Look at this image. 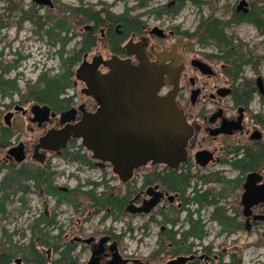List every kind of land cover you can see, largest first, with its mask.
<instances>
[{"label":"flooded vegetation","instance_id":"obj_1","mask_svg":"<svg viewBox=\"0 0 264 264\" xmlns=\"http://www.w3.org/2000/svg\"><path fill=\"white\" fill-rule=\"evenodd\" d=\"M4 1L0 64L4 79L18 83L21 73L16 78L9 75L31 56L23 58L22 48L16 49L14 44L26 25L31 26L27 39L34 41V9H47V13L56 4L53 0L44 5L34 0ZM179 6L180 0H164L156 8L162 14L150 20V13L132 14L123 9L114 14L109 6L96 10L81 4L79 8L99 13L95 21H86L82 35L77 36L73 29L70 35L72 42L79 41L73 52L80 45H89L90 34L96 41L75 67L72 89L81 86L82 97L64 93L60 97L63 104L59 101L61 105L55 107L34 101V85L26 93L0 94V264H232L234 259L243 264L247 249H264V68L260 60L240 68L229 63L230 57L242 55L236 49L239 46L255 56L260 47L240 39V31L251 37L254 31L264 45L260 27L264 0H186L185 7L173 15ZM188 6L198 16L185 18L182 13ZM154 20L157 25L151 26ZM215 21L233 45L229 39L219 43L213 38L210 25ZM116 59L128 63L122 68H166L159 83L162 98L174 92L177 80L175 101L194 130L186 147L188 159L177 168L149 162L123 180L114 165L95 159L78 138L52 142L53 135L57 137L81 123L86 114L103 108V100L92 96L86 80L96 73L108 76ZM35 105L42 110L34 111ZM72 153L79 159H72ZM254 155L253 165L243 175L231 165L236 159L248 163ZM213 166L223 169L213 170ZM225 167L235 174L227 179L238 181L237 190L228 193L236 204L227 206L223 199L220 206L229 215L239 216L242 228L221 235L227 238L238 233L239 237L220 252L204 219V213L211 211L210 220L221 232L220 224L211 219L214 207L201 209L188 203L197 192L209 190L213 199L212 190L220 189V184L195 177L189 187L172 188L171 180L188 171L192 176H224ZM23 170L29 173L30 191L13 194L10 200L5 180ZM249 174L256 177L251 183ZM24 209L32 216L25 229L19 225ZM191 215L203 221V240L185 236L191 229ZM135 218L146 219L139 227L142 244L143 239L154 236V246L143 254L131 252L127 241L137 229L132 224ZM119 223L127 225L125 230L118 229ZM164 239L169 242L163 246Z\"/></svg>","mask_w":264,"mask_h":264},{"label":"water","instance_id":"obj_2","mask_svg":"<svg viewBox=\"0 0 264 264\" xmlns=\"http://www.w3.org/2000/svg\"><path fill=\"white\" fill-rule=\"evenodd\" d=\"M34 2L44 5L50 0ZM112 64L108 76L96 73L86 80L92 96L103 100V108L86 114L81 123L57 137L53 135L52 142L71 136L78 138L95 159L114 165L123 180L149 162L165 163L173 168L186 162V147L194 130L175 101L177 80L174 92L162 98L159 83L167 73L166 68H122L128 63L119 59ZM37 109L41 108L35 105L34 111ZM43 109L48 111L47 107ZM247 178L251 183L256 177L249 174Z\"/></svg>","mask_w":264,"mask_h":264},{"label":"trees","instance_id":"obj_3","mask_svg":"<svg viewBox=\"0 0 264 264\" xmlns=\"http://www.w3.org/2000/svg\"><path fill=\"white\" fill-rule=\"evenodd\" d=\"M185 2L186 0H180V6L176 11L173 12V15H176L182 10L183 7H185ZM54 3H56V1ZM149 3V0H141V4L139 7L144 9L145 7H148ZM160 10L161 9H155L150 13H153L156 16H160L162 14ZM69 13L70 14L68 15L67 11L53 15V11H49L47 15H42L38 10L34 9V26L38 28L39 35L41 36V38L48 40V42L53 41L54 45H61V50L58 52V54L60 55L62 66L61 70L56 75L45 72L39 76L37 82L34 84V101L49 104L55 107L61 105V95L66 93L68 89H72L73 79L75 77V67L80 62L82 54L86 51H89L90 47L94 46L96 42L92 37L93 34H90L88 37L90 39V42L87 47L83 48L82 45H80V48H78V50L74 51L73 53L66 52L67 46L74 39L70 36L72 28L69 26V23L71 22V19L73 18L74 23L81 25L84 24L86 21H95L99 15V13L94 12L93 9H84L83 7L69 9ZM132 25L134 27H137L135 23H132ZM219 25V21H215V23L210 25V28H212L211 30L214 33L213 38H215L216 41H218L219 43H222V41L226 43L230 39L227 38L219 29ZM260 27L263 33L264 20H262ZM207 31L210 32L209 30ZM229 42L231 43V45L234 44L233 40H230ZM236 49H238L242 55H236V59L230 57L231 61L229 60V63L232 68H240L241 66H243L244 64H248L249 62L252 63V61L261 60L259 56L253 55V51H245L243 47L240 46ZM10 70L11 69L8 68L7 72H9ZM15 92H20L18 83L14 80L4 79L3 68H1L0 64V94L5 97L7 95H13ZM72 159H79V157H77L76 154H73ZM254 160L255 155L251 158V161H249L248 163L244 162V160L242 161L236 159L234 162L231 163V165L233 168L238 169L243 175L253 165ZM28 175L29 173L24 170L21 172H13L12 174H9V176L5 180V183L9 186V189L7 190L9 199L13 194L15 195L19 192L27 194L30 191V178ZM195 177H197L198 180L205 181V183H208V181L216 182L220 184L221 188L212 190L213 199L211 198V190H209L202 194H199L197 192L193 198L188 199V203L193 202L195 205H198L201 209L207 205L213 206L214 211L211 215V219L218 222L222 227L220 235L224 233L232 235L241 230L242 224L239 222V216L234 217L232 215H229L227 208L220 206L221 200H228V193L232 194L237 190L238 181L229 180L220 174H212L210 176H192L191 173L188 171L187 173H182L181 176H176L172 178V188H176L177 186H183L184 188L189 187L190 183ZM1 192H4L3 188L1 189ZM20 201H22L23 203L25 202L23 198H21ZM109 206L112 205L109 204ZM24 211L25 209L22 212L24 213ZM189 224L191 225V229L185 233V236L187 238L194 237L198 240H203L206 237L203 221L200 218L198 220H195L191 215L189 217ZM171 240L172 242H175L176 237H172ZM168 242V239H164L161 241V244L164 246ZM232 264L240 263L237 262V259H234Z\"/></svg>","mask_w":264,"mask_h":264},{"label":"rangeland","instance_id":"obj_4","mask_svg":"<svg viewBox=\"0 0 264 264\" xmlns=\"http://www.w3.org/2000/svg\"><path fill=\"white\" fill-rule=\"evenodd\" d=\"M56 1V8L53 11V15L60 14L63 12L69 13V9H74L83 5H89L90 7L98 10L100 8H103L105 6H109L112 9L114 14H118L123 9L131 10L132 14H143V13H150L151 11L155 10L158 6H161V2L164 0H149L148 7H145L144 9L140 8L141 0H53ZM5 5L4 0H0V16L3 13V7ZM24 5H28V3L24 2ZM40 10V9H39ZM47 10V9H46ZM46 10L39 11L40 14H48L46 13ZM49 11V10H48ZM194 11V12H193ZM146 15V14H145ZM182 15L185 17L191 16L192 18H195L198 16L196 14V10H193L192 7L188 6L185 10V12L182 13ZM155 16L153 13H150L149 19H154ZM185 17V18H186ZM157 25L156 20L152 22L151 26ZM69 26L75 31L77 36L82 35V31L84 30L86 26V22L84 24L78 25L74 23L73 18L71 19V22L69 23ZM30 25L24 26V29L22 33L20 34L19 41L14 44V48H22L21 49V55L22 57H26L28 54L31 56L29 59L23 60L21 63V68L13 72L11 75H9L10 78H16L17 73H21L23 76L19 78L18 85L21 93H26L31 89V87L37 82L39 76L42 73L48 72L51 74H58L61 70V59L60 55L58 54L60 47L58 45H54V42H48L46 39H42L39 35L38 28L34 26V41H31L28 38L30 36ZM242 36V37H241ZM252 36L246 33L245 31H240V39L247 40L248 42L252 43L254 45L255 43L259 44L258 48H256V55L261 58L260 62H262V68H264V45L262 44V38L259 36H256V33L253 31ZM78 39L74 42H72L66 49V52L72 53L73 50L76 48ZM261 44V45H260ZM3 43L0 36V51H2ZM27 54V55H26ZM12 57H7V60L10 61ZM75 79V78H74ZM73 79V82H74ZM81 89L82 87L79 86L78 89H69L66 93L69 96H78L79 98L82 97L81 95ZM213 170H222L223 168L220 166H213ZM224 177L225 178H233L234 173L227 167L224 168ZM216 188H218L216 186ZM227 206L233 207L235 206V198L233 200L228 199L226 201ZM210 212L207 211L204 213V219L207 221V225L209 226V236L212 238L215 242V248L218 251H223L224 249L228 248L229 244L234 242L238 239L239 234L233 235L231 237L222 238V236H219V230L220 228L217 226L215 222H212L210 220ZM22 220L19 222V225L22 226V228H27L28 225L31 224L32 216L30 212H26L22 214ZM145 218H135L132 220V224L135 228H137L133 234V236L127 238V241L130 243V251L134 253L143 254L145 252V249L148 246L153 247L154 246V236L146 237L143 239L144 244L140 242V237L143 234L142 230H140V226H142L145 223ZM13 224H11L12 226ZM18 225V226H19ZM119 230H125L124 228L127 227V225H124L123 223H119L118 225ZM154 232L157 231V226H154L152 228ZM211 240V239H209ZM264 259V249L263 248H249L246 250L244 254V260L243 264H260Z\"/></svg>","mask_w":264,"mask_h":264}]
</instances>
